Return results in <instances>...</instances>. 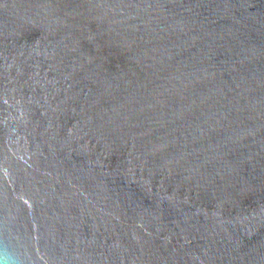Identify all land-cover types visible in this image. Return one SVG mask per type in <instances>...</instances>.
I'll use <instances>...</instances> for the list:
<instances>
[{
  "label": "water",
  "instance_id": "95a60500",
  "mask_svg": "<svg viewBox=\"0 0 264 264\" xmlns=\"http://www.w3.org/2000/svg\"><path fill=\"white\" fill-rule=\"evenodd\" d=\"M264 264V0H0V258Z\"/></svg>",
  "mask_w": 264,
  "mask_h": 264
},
{
  "label": "clouds",
  "instance_id": "9594fccd",
  "mask_svg": "<svg viewBox=\"0 0 264 264\" xmlns=\"http://www.w3.org/2000/svg\"><path fill=\"white\" fill-rule=\"evenodd\" d=\"M0 264H8L7 257L0 258Z\"/></svg>",
  "mask_w": 264,
  "mask_h": 264
}]
</instances>
